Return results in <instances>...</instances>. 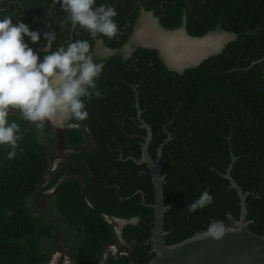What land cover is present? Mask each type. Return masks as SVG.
I'll return each instance as SVG.
<instances>
[{
    "label": "trees",
    "instance_id": "trees-1",
    "mask_svg": "<svg viewBox=\"0 0 264 264\" xmlns=\"http://www.w3.org/2000/svg\"><path fill=\"white\" fill-rule=\"evenodd\" d=\"M138 2L153 9L166 29L185 25L195 37L220 29L235 38L183 71L171 69L156 49L143 46L127 59L118 54L94 57L105 64L97 80L102 97L86 100L87 120L70 121L82 128L68 127L63 133L65 146L81 147L88 140L93 146L69 152L50 171L43 187L54 189L64 222L84 234L73 264H146L155 255L148 242L154 210L143 205L138 193L142 190L147 202L154 201L152 178L144 173L147 165L134 160L141 156L146 135L139 125L137 97L141 116L153 130L149 153L154 159L172 134L162 151L165 204L171 205L165 214L166 242L205 230L211 218L228 225L239 218V196L222 175L231 161L230 148L237 157L232 176L250 192L248 219L253 222L249 228L264 235V60L259 61L264 57V0ZM132 3L97 0V4L115 5L119 31L112 38L99 34L95 38L120 47L126 41V37L116 41L121 26L129 13H138ZM0 11L17 16L13 23L22 20L32 30L54 31L53 50L74 40H89L91 48L94 44L87 30L71 26L58 0H0ZM44 44L41 35L31 46L35 50ZM9 120L19 125L21 139L12 159L7 157L11 149L0 145V264H47L52 256L44 242L52 237L53 225L46 214L34 213L26 199L48 174L55 155L53 138L49 135L47 142L42 141L35 125L19 110ZM50 131L51 124L45 123L44 132ZM64 177L71 178L60 181ZM206 187L214 203L187 212L185 206ZM226 212L232 214L231 221ZM106 216L137 219L121 229L127 252H106L119 242Z\"/></svg>",
    "mask_w": 264,
    "mask_h": 264
},
{
    "label": "clouds",
    "instance_id": "clouds-1",
    "mask_svg": "<svg viewBox=\"0 0 264 264\" xmlns=\"http://www.w3.org/2000/svg\"><path fill=\"white\" fill-rule=\"evenodd\" d=\"M58 2L71 26L79 25L93 38L98 34L112 38L119 31L114 4H97V0ZM16 17L0 11V145L11 149L9 159L15 157L21 139L19 125L9 120L11 110L18 109L32 122L53 120L58 115L62 117L60 124L87 120L86 100L93 95L102 97L97 80L105 69L104 62L91 54L89 40L70 41L53 50L54 31L32 30L22 20L13 23ZM41 35L45 44L34 50L31 44L40 41ZM212 203L214 196L206 187L185 208L193 213ZM225 217L232 220L229 212ZM229 230L225 220L211 218L205 235L221 239Z\"/></svg>",
    "mask_w": 264,
    "mask_h": 264
},
{
    "label": "water",
    "instance_id": "water-1",
    "mask_svg": "<svg viewBox=\"0 0 264 264\" xmlns=\"http://www.w3.org/2000/svg\"><path fill=\"white\" fill-rule=\"evenodd\" d=\"M211 33L194 38L205 39ZM223 33L227 34L226 32ZM227 35L229 36L228 39L235 38V35ZM224 45L225 43L220 47L217 46L218 48L211 50L209 53L199 56L197 60L189 65L181 67L170 66V68L183 71L185 68L197 65L205 58L221 51ZM262 60H264V57L259 61ZM136 108L138 110L139 125L141 128H145L146 135L141 146V156L139 159L134 158V160L138 165H147L148 170L144 171V173L151 176L154 188L153 202H147L145 192L138 190V193L142 194L143 205L154 210L153 227L148 242L151 243L155 255L146 264H264V235L258 234L249 228L250 223L253 222L252 219H248L247 197L250 192L244 191L242 186L232 176L233 165L237 159L232 148H230L231 161L226 173L222 175L229 179L230 188H234L239 196V218L232 225H229L230 230L221 239L208 237L205 235V230H203L171 244L166 242L168 231L165 229L164 222L165 214L170 206L165 204V175L162 174V151L164 145L171 140L172 134L169 133L167 139L158 147L157 155L154 159L149 153L153 130L141 116L142 111L139 107L138 97ZM106 219L108 221L112 219L124 221L121 218H110L108 216H106ZM51 264L55 263L52 262Z\"/></svg>",
    "mask_w": 264,
    "mask_h": 264
},
{
    "label": "rangeland",
    "instance_id": "rangeland-1",
    "mask_svg": "<svg viewBox=\"0 0 264 264\" xmlns=\"http://www.w3.org/2000/svg\"><path fill=\"white\" fill-rule=\"evenodd\" d=\"M156 27L155 35L162 38L160 40L164 44L167 53L173 58V62H175L178 67L193 63L199 58V56L220 47L229 38L227 34L221 31H215L208 35L205 39H192L183 29L169 31V34L166 32L165 34L167 36H164V32L160 34L161 29H159L158 26ZM17 110L18 109L11 110L10 115ZM61 119L62 117H56L53 120L32 122L35 125L42 141L47 142V137L49 135L53 138V143L51 144L49 142L48 144H51L55 151V155L51 158L48 174L45 176L43 182L38 185L36 191H34L26 199V203L34 213L46 214L47 218L53 225L52 237L44 242V245L51 252L52 256L51 260L47 264H51L52 262L57 263V261L62 259L64 264H73L75 248L84 235L83 232L73 230L64 222L63 217L60 215L55 205L54 189L43 188L49 179L50 171L55 169L57 161L59 159H63L69 150L63 142V133L66 127L59 123ZM45 123L51 124L50 133L44 132ZM90 146H92V144L88 140L85 147ZM67 178L69 179L71 177H66L65 179ZM110 222L114 225L118 233L121 226L120 224L122 223L118 224V222L113 219L110 220ZM110 249L116 254L128 251L127 245L121 239ZM110 249L106 248V252H109ZM106 254L107 253H105V255Z\"/></svg>",
    "mask_w": 264,
    "mask_h": 264
},
{
    "label": "flooded vegetation",
    "instance_id": "flooded-vegetation-1",
    "mask_svg": "<svg viewBox=\"0 0 264 264\" xmlns=\"http://www.w3.org/2000/svg\"><path fill=\"white\" fill-rule=\"evenodd\" d=\"M131 8H133L135 10L137 8L138 13L135 16H133L134 13H132V12L129 13L128 18L126 19L125 23L120 28L119 35L116 37L117 42H120V40H123V38H125V37H126V39H125L126 41L123 42L122 45L117 48V47L110 46L109 43L106 40H104L103 38H95L94 44L91 48V54L94 57H102V58H106V57H109L111 55L118 54L122 58L127 59L133 55V53L135 52V50L139 46H143L146 48L156 49L159 53V56L164 60V62L167 66H177L175 64V62H173V58L171 56H169V54L167 53V50H166L164 44L161 42L160 39H162V38H159V36L155 35L156 34V28H157L156 26H158V28L161 29L160 34H162L164 32V36L166 35L165 34L166 32L168 33L169 31H177L179 29H183L185 31V33L190 38L196 39V38H194L195 36H192L187 32L185 25H182L181 27H179L175 30L166 29L161 24L160 18H159V16L156 15L155 11L153 9L147 10L143 5L139 4L138 0H134V3H132ZM215 31L225 32V31H222L220 29H216V30L211 31V32H215ZM226 33L230 34V35H234L233 33H228V32H226ZM164 39H165V37H164ZM229 40H232V39H228L227 42ZM111 41L112 40H110V42ZM59 117L60 116L58 115L57 118H59ZM63 125L66 128H68V127H81V125L75 124V123L73 124L71 122L63 123ZM85 130L87 131V129H85ZM89 141L92 144L91 140H89ZM92 146H93V144H92ZM84 147H85V145H83L81 147H74V148L66 146L67 149L69 148L68 153L71 151L78 152L81 149H83ZM67 154L63 159H59L57 161L55 168L57 167V165L60 161L68 158ZM65 178L66 177L62 178L60 181L64 180ZM115 221H117L118 224L122 223V224H120L121 226L119 228L120 229L119 232L117 233V231H116L117 236L119 237V240L120 239L122 240V237H121L122 227L128 222H136L137 219L134 218L131 220H125L124 219V221H119V220H115ZM110 248L111 247H108V249H110ZM110 251H112V250L110 249ZM123 253H125V252H123ZM119 254H121V253H119ZM62 261H63V259H62ZM55 264H58V261ZM63 264H64V262H63Z\"/></svg>",
    "mask_w": 264,
    "mask_h": 264
},
{
    "label": "bare ground",
    "instance_id": "bare-ground-1",
    "mask_svg": "<svg viewBox=\"0 0 264 264\" xmlns=\"http://www.w3.org/2000/svg\"><path fill=\"white\" fill-rule=\"evenodd\" d=\"M167 39V38H166ZM188 41V40H187Z\"/></svg>",
    "mask_w": 264,
    "mask_h": 264
}]
</instances>
